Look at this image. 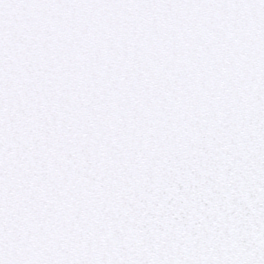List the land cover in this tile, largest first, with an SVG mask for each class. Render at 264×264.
<instances>
[{
	"label": "snow or ice",
	"instance_id": "snow-or-ice-1",
	"mask_svg": "<svg viewBox=\"0 0 264 264\" xmlns=\"http://www.w3.org/2000/svg\"><path fill=\"white\" fill-rule=\"evenodd\" d=\"M0 264H264V0H0Z\"/></svg>",
	"mask_w": 264,
	"mask_h": 264
}]
</instances>
